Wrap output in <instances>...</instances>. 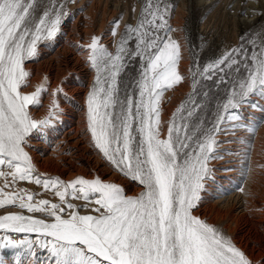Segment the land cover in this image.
I'll use <instances>...</instances> for the list:
<instances>
[{
    "label": "snow or ice",
    "instance_id": "obj_1",
    "mask_svg": "<svg viewBox=\"0 0 264 264\" xmlns=\"http://www.w3.org/2000/svg\"><path fill=\"white\" fill-rule=\"evenodd\" d=\"M41 7L40 0H0V177L4 188L28 182L53 192L58 202L37 199L27 189H0V252L17 250L13 264H35L37 249L47 251L50 264H251L245 252L193 212L207 178L204 162L217 143L214 135L225 121L241 120L236 110L242 103L259 107L248 99L251 95L264 98V37L259 47L242 40L241 46L190 69L193 93L173 113L166 138L158 101L184 77L177 70V42L160 34L171 31L164 17L156 12L145 17L143 32L128 28L115 53L98 43L100 37L91 38L88 60L96 78L86 98L87 128L114 170L142 186L129 196L99 176L66 182L33 171L24 145L34 129L50 125L55 112L32 119L28 106L39 104L42 89L31 94L18 89L29 75L24 63L35 56L37 42L53 38L61 15H67L55 9L41 15ZM136 61L138 72L122 78ZM202 81L231 86L211 127H205V106L197 98ZM52 107H58L55 100ZM0 264H6L2 254Z\"/></svg>",
    "mask_w": 264,
    "mask_h": 264
},
{
    "label": "bare ground",
    "instance_id": "obj_2",
    "mask_svg": "<svg viewBox=\"0 0 264 264\" xmlns=\"http://www.w3.org/2000/svg\"><path fill=\"white\" fill-rule=\"evenodd\" d=\"M83 1L89 4V11H85L87 12L85 19L79 17L76 22L73 20L75 23L73 22L67 37L57 38L52 51L46 50L45 47L48 45L40 47V43H43L40 42L38 53L36 52L38 55L24 63V69L29 75L25 77L18 90L22 94H31L37 88L42 89L38 97L39 104L28 106L30 117L42 120L48 116L50 110L55 112L48 127H39L29 134L24 145L25 151L30 157L35 174L60 177L66 182L77 176L88 179L99 176L106 182L121 186L126 195L136 196L142 190V186L138 182H132L118 169L114 170L103 154L95 148L87 128L86 98L96 78V72L88 60L90 49L87 46L91 38L101 37L106 48L115 53L118 46L114 41L116 39L100 36L102 27L108 23L113 25V21H116L119 26L128 23L129 28L139 27L143 32L147 25L141 26V20L145 17L151 19V13L156 12L164 17L166 29H171L160 34L165 39L177 42L178 53L182 59L179 71L183 76L185 64L181 42L182 26L190 10L197 7L201 10L204 29L212 21L215 24L222 23L226 28L231 27V36L235 42L238 41L241 25L250 29L252 33L250 45L252 46V41H255V46L259 47L261 37H264V0H82L81 2ZM160 22L157 20V23ZM120 28L117 27V30ZM81 41L84 47L79 46ZM57 91L59 94L54 96ZM176 95L177 93L173 96L177 97L179 94ZM253 98L255 100V97ZM53 100L58 105L55 109L52 107ZM242 107L245 108L246 105ZM169 109L170 107L167 112L162 111L159 115L162 137L167 134L171 117L169 115L172 111L169 112ZM252 112L250 109L249 112H244L245 122L239 121L234 130L225 131L227 125H224L219 134L214 135L217 143L204 162L207 178L201 181L204 188L200 192V200L193 214L216 227L229 238L237 248L247 254L251 264H261L264 261V116ZM250 128L254 131L250 132ZM3 170L7 171L6 168ZM7 179L11 182L10 176ZM3 183L5 178L0 177V189L4 191L27 189L36 193L37 199L58 202L53 192L34 184L17 180L10 188L5 189ZM76 203L80 202L76 201ZM11 210L18 211L15 208ZM2 234L0 232V235Z\"/></svg>",
    "mask_w": 264,
    "mask_h": 264
},
{
    "label": "rangeland",
    "instance_id": "obj_3",
    "mask_svg": "<svg viewBox=\"0 0 264 264\" xmlns=\"http://www.w3.org/2000/svg\"><path fill=\"white\" fill-rule=\"evenodd\" d=\"M81 1L82 0H40V4L42 6L41 11H40L41 15L43 14V10H45V9L49 10L50 12L53 9H55L57 12L62 11L63 13H66L67 15H61V25L59 28V31L60 30L61 31L60 32L58 31L57 34L51 39L42 38V40H39L37 42L38 43L37 48L42 47L41 45H45V46L48 45L45 47L46 50L52 51L55 40L57 38H59L60 36L62 38L67 37V33H68L69 29L79 19V17H84V19H85L86 14L89 11L88 10L89 4H87L84 1L83 2H81ZM85 11H87V12H85ZM79 15H81V16H79ZM76 17H77V19H76ZM96 19H98V18H96ZM202 22H203V20H202L201 10L198 7L194 8L193 10H190L188 12V16L185 18V20L183 22V26H182V38L183 39L181 38L182 39L181 42H182V44H183L182 46L184 48V55H183V62L185 64V68H184L185 73L183 75L184 79L179 84L173 85L172 88L166 89L162 93V95L160 96V99L158 101L159 115L161 114L162 111L167 112L169 107H170L169 112L172 110L170 112V115H169V116H171L169 119L170 121L172 120L173 113H175L176 109L178 107H180L182 104L187 105L188 97L190 95H192V93H193L192 77H191L190 69H194L200 65H203L206 62H209L212 58L218 56L221 52H223L225 50L230 51L232 48H235L236 46L237 47L241 46L242 40L246 42L245 46H251L250 43H251L252 33H251L250 29H248L242 25L239 27L240 30L238 33V41H237L238 43H237L233 40L234 38H232V36H231V30H230L231 27L229 28L227 26L228 28H226L225 25L223 27V24L222 23L220 24L219 22L216 23L218 25L217 26L212 21L211 23H209L208 27L206 26L207 28L204 29L202 27ZM116 23L113 25H109V23L107 25H104L102 27V33L100 34V36L105 35V37L108 39H113V40L116 39L114 41L116 44H118V42L121 40L122 35L126 34L125 30L129 28L130 24L128 25V23H124V25L119 26L118 23L117 24ZM117 27L118 28L121 27V28L117 30ZM113 30L116 31L117 36L113 37V35H112ZM45 35H46V33H45ZM111 35H112V37H111ZM152 35L155 36L156 33H153ZM52 41H53V43H52ZM82 41L80 42L81 45H79V46H82ZM40 42H43V43H40ZM248 42H249V44H248ZM39 43H40V47H39ZM101 43L106 47V44L102 38L99 41V44H101ZM82 47H84V46H82ZM36 52L38 53V50ZM37 53L35 54L36 56L38 55ZM181 62H182V59L180 58V55H178V61H177V70L178 71H179V65ZM138 65H139V61H136L135 65L129 66L127 68V76L125 77L124 74H122V78L128 79V78L132 77L136 72H138ZM179 73H180V71H179ZM180 74H182V73H180ZM197 89H198L197 98L200 99L201 102L205 106L204 111L202 113V116L207 121V124L205 125V127H211L212 122H213L214 117H215V114H216L217 106L221 105L222 103L225 102V100L227 98L226 93L231 90V86L229 85L228 88L217 87L215 85H211L210 81H202V82L197 84ZM205 91H208L210 93L208 97L203 96V93ZM180 92H182V93H180ZM170 93L172 95H170ZM176 93H177V95L179 94L178 95L179 97L177 95H176L177 97L173 96ZM182 95H184V96H182ZM253 97H255V100H253L254 99ZM166 98H168V99H166ZM164 99H166V100H164ZM175 99H177L176 100L177 102L175 101ZM248 99L253 101L255 104H258L259 107H253V106H249L246 103H242L239 106V108L236 110V114H238L241 117V120H239L241 123L245 122V113L249 112V109H250V112H252V111H253L252 113L255 112L254 113L255 115L261 116V114H262V116H264V111L261 110V109H264V107H263L264 106L263 105L264 98H261L257 95H252ZM171 101H172V103H171ZM261 102H262V104H261ZM163 103H164V105H163ZM245 105H246V107H245ZM166 106L167 107L169 106V107L165 108ZM242 106H244L245 108H243ZM247 106H249V107H247ZM256 111H257V113H256ZM239 121H237V122L236 121H231V122L225 121L224 125L225 126L227 125L226 126L227 130L232 129L228 125L229 124H231V125L235 124L236 125V124H238ZM224 125H223V127H225ZM243 128H244V125H243ZM162 138H166V136H164ZM13 235L16 236V238H22V234H20V235L19 234H13ZM15 251H17V250L5 249V250H2V252H0V254H2L5 257L6 264H13V261L15 259V256H14ZM44 251L47 252L46 250H43V249H37V254H36L37 256L34 258L35 264H40V263L41 264H47V263L50 264V259L48 257L49 255H48V253H45ZM40 256H41V258H40ZM43 258H45V259H43ZM20 259H21V261H24L25 258L22 255L20 257Z\"/></svg>",
    "mask_w": 264,
    "mask_h": 264
}]
</instances>
